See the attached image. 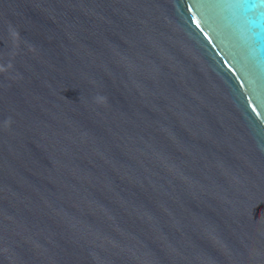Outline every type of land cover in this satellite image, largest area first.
<instances>
[{
  "label": "water",
  "instance_id": "1",
  "mask_svg": "<svg viewBox=\"0 0 264 264\" xmlns=\"http://www.w3.org/2000/svg\"><path fill=\"white\" fill-rule=\"evenodd\" d=\"M0 264H264V0H0Z\"/></svg>",
  "mask_w": 264,
  "mask_h": 264
}]
</instances>
